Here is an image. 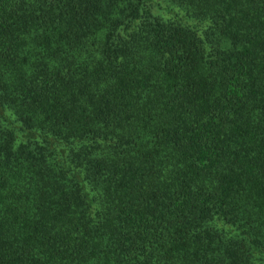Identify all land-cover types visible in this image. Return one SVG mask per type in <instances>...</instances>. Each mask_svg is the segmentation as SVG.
I'll use <instances>...</instances> for the list:
<instances>
[{"label": "trees", "instance_id": "trees-1", "mask_svg": "<svg viewBox=\"0 0 264 264\" xmlns=\"http://www.w3.org/2000/svg\"><path fill=\"white\" fill-rule=\"evenodd\" d=\"M0 264H264V0H0Z\"/></svg>", "mask_w": 264, "mask_h": 264}]
</instances>
